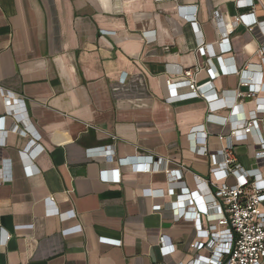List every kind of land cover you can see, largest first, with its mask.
<instances>
[{
  "label": "crops",
  "instance_id": "obj_1",
  "mask_svg": "<svg viewBox=\"0 0 264 264\" xmlns=\"http://www.w3.org/2000/svg\"><path fill=\"white\" fill-rule=\"evenodd\" d=\"M251 10L264 21V0H0V116H7L0 127V264L192 260L197 228L178 220L170 203L181 187L211 200L208 154L227 145V118L242 123L256 108L237 92L248 91L243 71L264 85L257 54L264 31L240 22L223 41L234 18ZM188 69L210 99L176 98L187 92ZM7 93L17 116L9 114ZM232 102L234 111L226 105ZM211 103L225 105L209 119ZM259 117V128L234 151L245 170L259 168L264 177L256 158L264 140ZM17 122L27 135L11 131ZM201 125L207 135L193 130ZM199 136H206L198 145L206 155L194 150ZM32 139L43 146L37 157L23 154ZM151 155L183 169L182 181L119 163ZM201 222L208 227L203 215Z\"/></svg>",
  "mask_w": 264,
  "mask_h": 264
},
{
  "label": "built area",
  "instance_id": "obj_2",
  "mask_svg": "<svg viewBox=\"0 0 264 264\" xmlns=\"http://www.w3.org/2000/svg\"><path fill=\"white\" fill-rule=\"evenodd\" d=\"M249 3V2H248ZM247 7L251 6L248 5ZM241 5L246 3L241 2ZM196 12V10L194 9ZM196 14L190 16L191 21L197 26L198 21L195 20ZM257 24L261 26L264 31V21H260L253 10L238 15L234 18L231 25L226 31V37L223 41L229 40V35L232 33L234 27L240 23ZM230 48V47H229ZM257 54L264 60V45L258 48ZM250 66V64H249ZM235 71V70H234ZM237 71V70H236ZM244 72V71H243ZM238 70L241 80L240 84L247 86V92L238 91V97H249L256 103V108L251 114L246 117L242 123L232 122L226 119L225 124L229 125V141L227 145L223 146L217 152L208 154L204 146H198L205 141L206 136H199L195 138L196 145L194 150L199 154H208L210 158V179L208 184L212 190V198L207 201L199 190L191 191L185 187H179L180 192L177 194L178 200L171 202L170 206L176 212L178 220H192L197 228V233L200 237L191 250L192 260L187 264H264V177L257 170H245L243 165L238 161L234 151V144L236 142L245 140L248 136L249 130L256 127L259 128L260 115L264 116V98H260L258 93L264 90V85L254 84L253 78L244 77V73ZM182 75L185 77L183 83L187 86V92L176 98H193L197 96H205L204 85H199L195 78V72L191 69L184 70ZM215 77V72H212ZM125 80V76L122 81ZM170 86L174 83L169 80ZM6 103L10 106L9 114L17 116L11 108L12 100L9 93L6 95ZM173 98V99H176ZM223 103H211V113L209 119L212 118L215 111L224 107ZM229 105V109L234 111V102ZM233 105V106H232ZM7 116H0V127H5V118ZM19 118V117H18ZM11 131L19 134L27 135L28 131L21 127L17 122ZM201 129L199 133L207 135V132L202 130L204 126H197L193 130ZM8 130V129H6ZM261 149L257 152L256 158L259 166L264 167V140L260 139ZM37 148V151H34ZM43 151V146L38 143L37 139L30 140V143L23 151V154H31L37 157ZM148 162L140 163L134 162L129 158L120 159L119 163L122 165L130 164L136 171L152 172L154 170H163L172 177H176L182 181L183 169L170 170L168 168V160L165 158L155 159L153 155L148 157ZM102 171L104 177L105 172ZM115 173L113 180L121 181L120 168L111 170ZM175 173V176H173ZM235 176L238 182L231 185L227 182L228 176ZM197 179L204 181L202 177ZM176 188L172 187L168 191L176 192ZM156 194L162 195L163 191H155ZM50 199H48V202ZM161 206H156L158 210ZM52 213L62 215L59 210L55 208ZM50 212V213H51ZM74 215V213L70 214ZM69 215V216H70ZM205 216L208 227L203 228L201 216ZM10 235L7 236L9 238ZM165 239L163 238L162 241ZM101 242H106L114 245H120L121 240L111 239L104 236L100 237ZM165 252H171L173 245L167 247L162 246ZM206 249L209 254L204 255L201 250Z\"/></svg>",
  "mask_w": 264,
  "mask_h": 264
}]
</instances>
